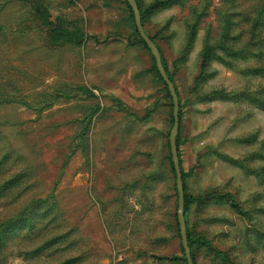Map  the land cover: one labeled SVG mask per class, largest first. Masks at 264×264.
Masks as SVG:
<instances>
[{"label":"rangeland","instance_id":"obj_1","mask_svg":"<svg viewBox=\"0 0 264 264\" xmlns=\"http://www.w3.org/2000/svg\"><path fill=\"white\" fill-rule=\"evenodd\" d=\"M30 1L72 42L53 45ZM137 1L204 199L192 254L264 264V0ZM138 40L124 0H0V264H184L172 109Z\"/></svg>","mask_w":264,"mask_h":264},{"label":"trees","instance_id":"obj_2","mask_svg":"<svg viewBox=\"0 0 264 264\" xmlns=\"http://www.w3.org/2000/svg\"><path fill=\"white\" fill-rule=\"evenodd\" d=\"M124 1L127 4V1L126 0H124ZM135 1H136L137 7H138L139 12H140L142 26L144 28V15H143V11H142V8L139 5L138 1L137 0H135ZM29 5H30V8H33L34 9L35 15L37 17L39 16L40 17V20L44 21V24H46V26H49L51 28V32H50V36L51 37H50V40H51V42H52L53 45L59 46L62 43H64L67 39L69 40V43L72 42L69 34L66 31H64L63 28H61V27L58 28V27H55L54 26V24L50 20V14H48L45 6L42 5V3L35 2V1H30V4ZM127 6H128L129 11L131 13V17L134 20L133 15H132V12H131V9H130V7H129L128 4H127ZM192 29H193V31L189 34L188 45H190L193 42V39H194V36H195V30H194L195 28H194V26H192L191 30ZM135 32L138 35L137 30H136V27H135ZM146 35H147V33H146ZM147 36L156 45L154 39L152 37H150L149 35H147ZM138 37H139V35H138ZM138 43H140L141 45H143V47L148 51L145 43L141 40L140 37H139ZM156 47L158 48V50H159V52L161 54V62H162L163 68L165 69L166 74H167L169 80L174 85V88H175V91H176V94H177L176 86H175L173 80L171 79V76L167 72V68H166L165 62L162 59L161 50H160V48L157 45H156ZM214 50H215L214 47L208 45L201 52L200 60L203 62L204 67H206L208 65L209 60L212 58V56L214 54ZM148 53H149V55H150V57L152 59L153 65H154L153 70L156 73L158 80L164 86V89H165L164 99H165V101L169 102V104L171 106V109H172V112H173V104H172V100H171V97L169 95L167 86L163 82L161 76L158 73V70H157V68L155 66V60L152 58V56H151V54H150L149 51H148ZM215 94L218 95L217 93H215ZM177 97H178V94H177ZM178 102H179V100H178ZM178 116H179V133H180V128H181V106H180V103H179ZM171 119H172V122H173V115H172ZM179 133H178V136L176 137V146H177L178 160H179V166H180V171H181V179H182V184H183V189H184L183 211H184V218H185V223H186V214L188 213V211L192 207H194V206H199V204L202 201H204V199L201 198V197H194L192 195H189L187 193V191H186L185 182H186L187 175L183 171L182 164H181V160H180V154H179L180 136H179ZM168 148H169V146H168ZM169 161H170L171 170H172V174H173L174 181H175L176 180V174H175L174 167H173V163H172V159H171L170 148H169ZM175 195H176V198L178 200L176 186H175ZM176 229H177V233L179 235V239L181 241L177 219H176ZM186 235H187V243H188V247L190 249L192 261H193L194 264H197V262H196V260H195V258L193 256V254H192V250H193V247L197 244V242L199 240H201V239L197 235L191 234V232L187 229V227H186ZM181 249H182V252L184 254V250L182 248V245H181ZM222 257H223L224 262H226V264H235V262L232 260V258H231V256H230L229 253H223L222 254ZM170 261H177V259L172 258V259H170ZM183 261H184V264H187L186 263V260H185V255H184V260Z\"/></svg>","mask_w":264,"mask_h":264},{"label":"water","instance_id":"obj_3","mask_svg":"<svg viewBox=\"0 0 264 264\" xmlns=\"http://www.w3.org/2000/svg\"><path fill=\"white\" fill-rule=\"evenodd\" d=\"M127 4L129 5L133 18L135 27L137 30V33L141 40L145 43L148 51L150 52L152 58L155 60V66L158 70L159 75L161 76L163 82L166 84L169 95L172 100L173 104V127L169 134V146H170V153H171V159L174 167V171L176 174V180H175V186L176 191L178 195L177 200V222L179 227V233L181 238V245L184 250L185 260L187 264H194L191 258L190 249L188 247L187 243V235H186V223L184 218V211H183V197H184V189L181 179V171L179 166V160H178V153H177V146H176V137L179 133V102L178 97L174 88V85L169 80L165 69L163 68L162 62H161V54L156 47V45L149 39V37L146 35L144 28L141 23V16L139 9L137 7L135 0H126Z\"/></svg>","mask_w":264,"mask_h":264},{"label":"crops","instance_id":"obj_4","mask_svg":"<svg viewBox=\"0 0 264 264\" xmlns=\"http://www.w3.org/2000/svg\"><path fill=\"white\" fill-rule=\"evenodd\" d=\"M135 264H137V263H135Z\"/></svg>","mask_w":264,"mask_h":264}]
</instances>
